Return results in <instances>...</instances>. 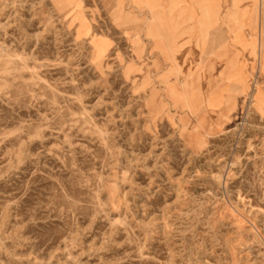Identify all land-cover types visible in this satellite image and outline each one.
Wrapping results in <instances>:
<instances>
[{
  "label": "rangeland",
  "instance_id": "1",
  "mask_svg": "<svg viewBox=\"0 0 264 264\" xmlns=\"http://www.w3.org/2000/svg\"><path fill=\"white\" fill-rule=\"evenodd\" d=\"M0 264H264V0H0Z\"/></svg>",
  "mask_w": 264,
  "mask_h": 264
}]
</instances>
